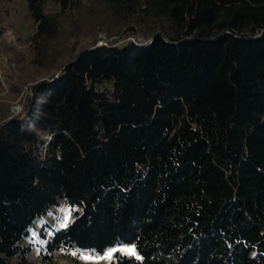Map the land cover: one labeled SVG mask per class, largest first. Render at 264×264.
<instances>
[{
    "label": "trees",
    "instance_id": "1",
    "mask_svg": "<svg viewBox=\"0 0 264 264\" xmlns=\"http://www.w3.org/2000/svg\"><path fill=\"white\" fill-rule=\"evenodd\" d=\"M27 3L22 107L0 100V264L120 245L135 254L99 264H264V0Z\"/></svg>",
    "mask_w": 264,
    "mask_h": 264
},
{
    "label": "rangeland",
    "instance_id": "2",
    "mask_svg": "<svg viewBox=\"0 0 264 264\" xmlns=\"http://www.w3.org/2000/svg\"><path fill=\"white\" fill-rule=\"evenodd\" d=\"M6 7L8 11L5 12ZM50 9H54L55 6L50 4ZM0 22L3 26V30L0 31V75L2 78L4 90H0V100L4 99L5 94H9L10 98L5 99L10 104L8 108L11 109L13 113L19 111L22 107V102L20 97L13 98L10 92L8 76H20L22 71L20 69L19 63L15 57V52H20L25 54L27 57L31 56L29 49L30 36L35 30V22L28 11L27 0H0ZM10 31V32H8ZM117 38L118 44L123 45L127 41L135 39L136 37L130 35L129 33H122L117 36H107V32L102 31L98 34L97 44H105L108 41ZM89 37H84L81 35L76 40V49H79L84 43L85 40ZM17 105H20L18 108ZM13 108H16L17 111H14ZM44 142L41 144V148L45 151L46 144L49 140L47 135L42 136ZM66 204H62L58 208H54L50 214L45 216L42 220L48 221L52 227L57 226L59 221H65L69 219L70 213L66 209ZM41 225V221H38V227ZM46 234L49 235L50 231L47 228ZM40 242H44L40 239ZM120 249L123 252L133 253L132 245H120L114 248H110L103 255H94L91 253H80L78 255V261L73 260L70 255H66V252L58 253L54 258V264H99L100 262L108 263L112 254ZM111 254V256H109ZM38 255V246L33 245L32 250L28 253L30 259H37ZM16 259L13 258L12 261ZM38 260V259H37ZM37 264H43L40 261H37Z\"/></svg>",
    "mask_w": 264,
    "mask_h": 264
},
{
    "label": "built area",
    "instance_id": "3",
    "mask_svg": "<svg viewBox=\"0 0 264 264\" xmlns=\"http://www.w3.org/2000/svg\"><path fill=\"white\" fill-rule=\"evenodd\" d=\"M3 30V26L1 25V22H0V31H2ZM8 32H10V31H8ZM20 105H17L16 107L18 108ZM13 110L14 111H17V109L16 108H13Z\"/></svg>",
    "mask_w": 264,
    "mask_h": 264
},
{
    "label": "snow or ice",
    "instance_id": "4",
    "mask_svg": "<svg viewBox=\"0 0 264 264\" xmlns=\"http://www.w3.org/2000/svg\"><path fill=\"white\" fill-rule=\"evenodd\" d=\"M132 252H133V254H135V249H132ZM109 256H111V254H109Z\"/></svg>",
    "mask_w": 264,
    "mask_h": 264
}]
</instances>
